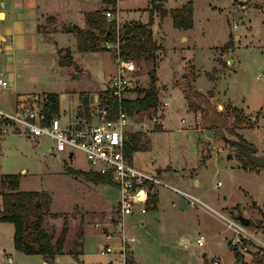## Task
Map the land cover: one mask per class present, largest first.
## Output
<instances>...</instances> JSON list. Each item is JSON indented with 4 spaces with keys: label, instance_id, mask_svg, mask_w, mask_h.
I'll return each instance as SVG.
<instances>
[{
    "label": "rangeland",
    "instance_id": "1",
    "mask_svg": "<svg viewBox=\"0 0 264 264\" xmlns=\"http://www.w3.org/2000/svg\"><path fill=\"white\" fill-rule=\"evenodd\" d=\"M37 1L52 10L104 7L103 0ZM234 1L126 0L121 4L122 24L145 25L155 4L167 10L183 3L193 7L194 25L185 30L174 26L171 15L162 17L154 11L153 33L162 48L151 60L136 64L125 99L134 100L137 89L151 86L149 73L155 67L159 103L132 118L135 124L129 128L136 132L127 136L138 153L131 150L128 157L132 166L191 192L213 208L192 207L179 192L160 186L157 210L125 217L127 236L136 237L127 249L125 264H264V168L250 163L233 144L240 142V133L264 156V0H250L245 14L233 10ZM236 22L239 26L234 29ZM51 24L52 16L41 24L34 52H18L15 61L13 54L0 52V71L14 85L0 90V108L13 110L18 93H41L56 99L55 115L64 124L77 121L76 116L93 121L98 112L96 97L109 99V80L119 70L116 53L107 48L81 53L75 33H55ZM69 54L73 63L66 62ZM13 64L19 65L17 70L9 69ZM190 86L213 96L186 100L193 91ZM82 94L91 99L89 115H79L85 111ZM228 103L251 115L252 123L238 125L233 117L217 119ZM154 116L158 122H153ZM73 154L71 159L63 153L53 155V141L46 136L33 139L12 131L0 135V208L2 194L9 191L2 190L1 181L10 174L18 178V191L40 194L43 221L55 243L68 225L64 253L48 261L41 254L17 251L15 225L0 221V264H123L119 250L100 253L107 242L119 246L117 239L108 240L103 232L113 229L110 222L118 213V187L87 180L84 174L91 171L87 155L77 149ZM196 176L201 186L195 187ZM239 215L250 219L248 231L257 240L247 241L243 251H234L235 234L228 218L238 220ZM201 235L204 246L197 243ZM183 237L190 242L181 244ZM81 243L83 252L71 255L80 251Z\"/></svg>",
    "mask_w": 264,
    "mask_h": 264
},
{
    "label": "built area",
    "instance_id": "2",
    "mask_svg": "<svg viewBox=\"0 0 264 264\" xmlns=\"http://www.w3.org/2000/svg\"><path fill=\"white\" fill-rule=\"evenodd\" d=\"M103 1L102 11L105 18L116 23L117 26L122 25L121 21L124 17L121 15V4L126 0ZM249 2L250 0H235L233 10L243 11L245 14ZM238 26L237 22L233 24L234 29ZM105 46L115 52V46L112 43L106 42ZM115 58L119 70L109 80V86L111 94L119 102L116 112H113L109 103L98 100L97 96L95 103L98 104V112L94 114L93 121L76 116L77 121L64 124L59 116L51 112L52 102L49 95L18 93L13 110L8 111L0 108V135L12 131L33 139L46 136L53 141V155L63 153L71 159L74 157L73 152L76 149L81 150L87 155L91 171L111 176L119 190V199L116 203L118 213L116 219H112L110 222L113 229L110 230L108 227L103 232L108 240L117 239L119 246L116 249L107 242V244L101 245L100 253L106 255L119 250V255L125 264L127 249L131 243L136 241V237H128L126 234L125 217L145 214L156 209L160 186L179 192L192 207L208 208L210 206L191 192L179 189L174 185L171 186L160 177L132 166L126 153V142L128 141L127 133L136 132V130L129 128L134 120L128 115L124 100L125 95L132 89L133 74L137 70V63L122 58L119 52ZM10 88H14V85L11 84L6 72L0 71V90ZM158 121L159 118L154 116L153 122ZM142 189L145 191L143 194H141ZM219 214L223 216L221 213ZM228 223L229 228L235 234L231 242L234 250L243 251L246 249L247 241L257 240V237L248 231V227L239 220L228 218ZM96 226L100 227V224ZM197 243L199 246H204L205 236H199ZM262 243L264 245V242ZM8 258L11 262L12 258ZM214 264H219V262L215 261Z\"/></svg>",
    "mask_w": 264,
    "mask_h": 264
},
{
    "label": "trees",
    "instance_id": "3",
    "mask_svg": "<svg viewBox=\"0 0 264 264\" xmlns=\"http://www.w3.org/2000/svg\"><path fill=\"white\" fill-rule=\"evenodd\" d=\"M158 10L162 17H173L174 26L180 29H190L194 25L193 7L186 5L176 9L161 8L158 4L152 8L150 13V22L145 25L142 23L134 24H122L117 26L116 23L110 22L105 18L102 9L94 12H88L85 16L86 27L84 29L74 28L73 32L77 36L78 50L81 53L84 52H101L106 51V42H110L115 46V52H119V55L126 59L132 60L135 63H140L142 60H151L155 57L156 52L161 50L162 46L155 39L152 25L154 23V11ZM230 43V42H229ZM229 43L226 47H229ZM116 53V54H117ZM66 61V60H65ZM67 63H73L72 55L66 61ZM156 69L153 68L150 71L149 76L151 78V86L147 89H137L138 96L133 99H125L124 106L128 115L133 118L137 113L146 112L154 107H157L159 87L157 77L155 73ZM192 91V86H190ZM212 93V92H211ZM209 93V94H211ZM203 95L197 89L193 88L192 94L186 97L187 99L194 98L195 100L202 98L208 99L213 95ZM83 105L85 111L80 112L79 115H89L90 100L88 97H84ZM52 107L51 112L55 113L58 108L56 99L50 96ZM109 98L104 99L103 102H107L111 105L113 112L119 108L118 100L110 93ZM190 101V100H189ZM193 102V101H192ZM208 102V100H207ZM191 105H194L191 104ZM200 107L198 106L196 110ZM217 119L222 117L228 119L233 117L236 124H251L253 117L247 114L243 109L237 108L231 103L226 106L225 114H216ZM221 127L222 126H218ZM235 133V132H234ZM236 134V133H235ZM239 141L247 143L246 138L240 133L237 134ZM136 151L135 146L129 141L126 142V153ZM241 151V150H240ZM242 153V152H241ZM243 154V153H242ZM87 180H90L96 184H102L105 182H113L109 174L102 175L93 171H89L84 174ZM18 178L17 176L8 174L6 178L1 181L2 190L7 189L2 194L3 205L0 208V221L11 222L15 225V248L19 252H24L29 255L38 254L43 255L48 261H53L58 254H63V249L67 241L68 225L66 224L55 243L52 235L45 227L43 221L44 210L43 206H37L38 199L41 198L39 193L36 192H23L18 191ZM83 243H81V249L78 252H70L73 256H78L83 252ZM235 251V250H234ZM239 256L238 252L236 251Z\"/></svg>",
    "mask_w": 264,
    "mask_h": 264
},
{
    "label": "crops",
    "instance_id": "4",
    "mask_svg": "<svg viewBox=\"0 0 264 264\" xmlns=\"http://www.w3.org/2000/svg\"><path fill=\"white\" fill-rule=\"evenodd\" d=\"M4 1V0H0ZM9 1V2H8ZM27 0H5V18L0 24L2 34L7 38V41L2 44L3 51L7 52V55L15 56L12 60L15 61L18 52L32 53L36 49L38 41L40 39V26L43 24L46 18L52 16L53 24L51 26L55 28V33H72L74 28H82L86 26L85 16L88 12H94L100 10L95 5H84L83 10H77L76 12L67 9L66 11L60 7L53 9L44 8L38 1L32 3H26ZM94 1V0H93ZM56 2V0L54 1ZM53 2V3H54ZM96 2V1H95ZM55 4V3H54ZM63 7V6H61ZM65 7V6H64ZM59 9H62L58 11ZM74 33V32H73ZM44 37H46L44 35ZM48 41V40H46ZM54 41V38L50 39ZM1 52V53H2ZM18 57V56H17ZM19 67V65H17ZM16 64L10 65V70H17ZM65 94H62V97ZM17 99V98H16ZM191 123V122H190ZM138 153V151H136ZM206 162V161H205ZM204 162V163H205ZM202 162V164H204ZM193 183L196 186H201L197 176L193 179ZM160 197L158 194V206ZM210 206V205H209ZM211 207V206H210ZM212 208V207H211ZM156 209V210H157ZM145 222L143 221V224ZM181 244L189 243L190 240L187 237H183L179 241Z\"/></svg>",
    "mask_w": 264,
    "mask_h": 264
},
{
    "label": "water",
    "instance_id": "5",
    "mask_svg": "<svg viewBox=\"0 0 264 264\" xmlns=\"http://www.w3.org/2000/svg\"><path fill=\"white\" fill-rule=\"evenodd\" d=\"M3 7H5V4L2 2ZM185 6V3H183L182 7ZM5 18V12L3 10H0V24L3 22ZM7 41V38L2 34L1 27H0V52L3 51L2 44ZM233 144L241 150V152L246 156L248 161L252 163L255 166L263 167L264 168V156L258 154V149L254 147L251 144L245 143V142H233ZM229 157H232L230 155ZM145 191L142 189L141 194H143ZM40 204V201L38 199L37 206ZM238 220L243 223L245 226H249L250 219L248 217H245L244 215H239Z\"/></svg>",
    "mask_w": 264,
    "mask_h": 264
}]
</instances>
